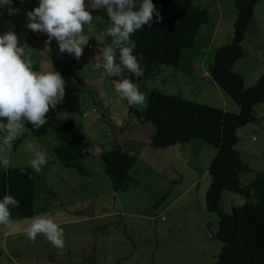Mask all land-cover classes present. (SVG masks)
Instances as JSON below:
<instances>
[{"label":"rangeland","instance_id":"rangeland-1","mask_svg":"<svg viewBox=\"0 0 264 264\" xmlns=\"http://www.w3.org/2000/svg\"><path fill=\"white\" fill-rule=\"evenodd\" d=\"M84 3L92 20L82 25L80 35L86 43L79 57L59 51L58 41L46 33L26 28L25 12L37 7L38 0H23L14 16L0 9V33L11 30L17 36V46L24 48L33 70L58 73L64 82L63 96L49 108H60L64 102L57 116L72 119L82 141L89 144L80 161L83 172L78 173L55 163L44 167L54 162L51 147L65 140L61 133L37 139L23 127V117L22 128L14 133L0 131L2 169L31 167L36 154L44 157L35 172L33 217L51 218L63 232L59 248L42 233L34 240L25 232L2 235L0 264H212L221 244L215 239L218 217L206 210L205 193L215 151L200 140L165 149L149 145L153 127L128 114V107L141 105L130 104L116 91L117 83L96 67L103 62L101 49L109 27L94 15L97 7L89 0ZM193 4L210 15L194 46L183 52L176 68H155L139 81L140 86L134 85L144 97L152 90L237 115L238 106L208 76L215 50L231 42L236 19L233 0H193ZM241 47L243 56L232 71L248 88L264 75V0H256ZM251 114L254 120L236 131L234 149L248 168L239 175L241 185L264 171V101L255 104ZM115 147L135 158L126 188L117 192L99 158ZM243 203L241 196L224 192L220 209L230 214Z\"/></svg>","mask_w":264,"mask_h":264},{"label":"trees","instance_id":"trees-1","mask_svg":"<svg viewBox=\"0 0 264 264\" xmlns=\"http://www.w3.org/2000/svg\"><path fill=\"white\" fill-rule=\"evenodd\" d=\"M140 2L133 0V10L139 7ZM151 2L161 17L159 23L156 22V15H153L148 25H142L129 36V40L135 42L132 54L136 56L141 69L139 76L127 71L120 63L119 46L112 45L113 37L108 35L103 43L102 52L106 46L111 45L114 65L120 67L119 75L107 73L102 67V60L99 61L98 69L106 73L111 82L119 83L127 78L140 86L139 81L151 75L155 68H176L183 52L194 46L200 29L209 23L210 15L206 9L194 5L193 0ZM21 4L13 0L12 6L18 8ZM255 4L256 0H233L236 19L231 42L215 50L208 69L209 78L238 106L237 115L152 90L146 93L143 105L128 107V114L139 124H150L153 127L148 140L152 147L165 149L200 140L214 149L207 170L210 182L205 193V207L218 217L215 239L221 247L217 260L212 264H264V171L255 173L248 183L241 185L239 175L247 172L248 168L234 149L237 129L254 120L252 107L264 101V75L246 88L242 78L232 71L233 64L243 56L241 41L252 20ZM94 15L101 18L108 27L111 26L106 8H97ZM33 71L37 72V69ZM65 73L79 80L69 69ZM82 84L85 88L83 80ZM90 99L94 102V97ZM63 104L60 108H49L44 115L45 124L40 127H34L26 120H23V127L37 139L61 133L65 140L51 147L54 163L82 173L80 161L89 144L82 141L72 119L57 116ZM99 158L113 191L125 189L135 158L121 152L119 147L101 152ZM36 179L31 167L0 168V197L8 195L18 201L17 205L7 206L9 221L32 218ZM224 192L241 196L244 203L231 209L230 214H225L220 209Z\"/></svg>","mask_w":264,"mask_h":264},{"label":"clouds","instance_id":"clouds-1","mask_svg":"<svg viewBox=\"0 0 264 264\" xmlns=\"http://www.w3.org/2000/svg\"><path fill=\"white\" fill-rule=\"evenodd\" d=\"M18 2L22 3L23 0ZM89 3L97 8H106L111 22L106 34L114 38L112 45L119 46L120 63L127 71L139 76L141 69L136 56L132 54L135 42L129 40V36L142 25H148L153 15H156V22L159 23L161 17L151 0H141L135 10L133 0H89ZM12 4L13 0H0L3 14L14 16L19 12ZM25 17L28 30L44 32L49 38L58 41L59 51L80 56L81 46L86 43V37L80 35L82 25L92 20V14L85 10L84 0H38V6L26 11ZM102 56L105 72L119 75L120 67L114 65L111 45L104 48ZM63 87L64 82L58 73L33 71L24 48L17 46V36L11 30L0 33V119L7 120L6 124L0 122V131L7 129L10 135L22 128V117L37 128L45 124L44 115L49 106L54 107L63 96ZM115 87L130 104H144V94L129 79L120 80ZM42 164L44 157L40 154L30 160L35 172L40 171ZM10 204L17 205L18 201L8 195L0 197V224L10 223L7 207ZM24 232L29 240H34L38 233H42L54 247L63 245L62 229L51 218L33 217Z\"/></svg>","mask_w":264,"mask_h":264},{"label":"crops","instance_id":"crops-1","mask_svg":"<svg viewBox=\"0 0 264 264\" xmlns=\"http://www.w3.org/2000/svg\"><path fill=\"white\" fill-rule=\"evenodd\" d=\"M53 165H54V162L52 160H50L49 162H47L44 165V167L48 168L49 166H53ZM54 210L55 209H52L50 211V213H54ZM34 214H35V212L33 211V216H34ZM29 220H31V218L25 219V220H19V221H10V223H8V224H1V226H0V237L2 235L5 236L7 234L24 235V233H23L24 229L23 228L27 227V225L31 222ZM22 222H26V223H22ZM0 255H3L2 251H0Z\"/></svg>","mask_w":264,"mask_h":264}]
</instances>
